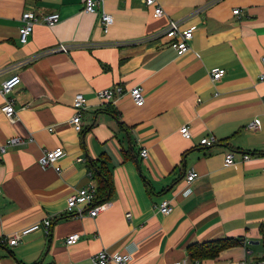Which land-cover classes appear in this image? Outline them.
I'll return each instance as SVG.
<instances>
[{
  "label": "crops",
  "instance_id": "crops-1",
  "mask_svg": "<svg viewBox=\"0 0 264 264\" xmlns=\"http://www.w3.org/2000/svg\"><path fill=\"white\" fill-rule=\"evenodd\" d=\"M158 2L166 12L161 17L143 0H104L95 13L85 11V0H0V86L12 74L21 77L8 95L14 122L1 110L0 94V144L22 141L0 154V264H93L101 249L131 255L130 264L261 258L264 0ZM27 9L39 16L56 11L61 19L53 26L38 22L21 43ZM103 10L114 18L108 32L101 26ZM170 20L196 27L183 55L167 37L156 36ZM218 67L225 74L213 81ZM116 85L125 92L112 106L97 97ZM137 85L144 90L142 106L129 93ZM77 93L87 99L81 132L70 122ZM256 118L261 128L248 129ZM183 125L191 138L182 136ZM209 136L217 142L201 144ZM56 147L66 151L56 163L60 171L39 162ZM229 151L236 162L227 166ZM244 153L252 157L243 161ZM101 156L114 187L110 206L95 217H78L67 209V197L90 183L91 164L100 165ZM190 171L197 173L192 182ZM164 200L173 207L169 214L159 211ZM46 218L52 220L49 234L40 229L9 245L17 231ZM76 233L79 240L67 244ZM221 239L235 244L215 258L191 257L190 245Z\"/></svg>",
  "mask_w": 264,
  "mask_h": 264
},
{
  "label": "built area",
  "instance_id": "built-area-1",
  "mask_svg": "<svg viewBox=\"0 0 264 264\" xmlns=\"http://www.w3.org/2000/svg\"><path fill=\"white\" fill-rule=\"evenodd\" d=\"M148 6L153 7V15L155 17H161L166 14L162 5L158 2V0H143ZM104 3V0H85V11L88 13H95L97 8ZM235 14L239 13V9L234 10ZM61 19V15L59 12H51L44 16H39L35 11L31 9H27L22 13L21 17V26L19 28L20 33V42L26 43L33 32L35 24L38 22H45L49 26H53L58 23ZM101 26L105 32L110 30V27L114 23V18L111 14L106 11H102L101 17ZM195 26L183 27L181 21L179 20H170L168 25L161 30L158 35L165 36L171 42V45L176 49L178 55H183L187 53L190 49V41L194 36ZM70 48V45L60 44L58 45V49L67 52ZM263 67H264V57L261 59ZM225 74L224 68H215L211 72V77L213 81L220 80ZM259 79L264 81V70L260 74ZM21 83V77L18 74L10 75L0 86V94L3 96L5 100V104L2 107V111L5 116L10 121H15L16 116V108L15 102L8 95ZM125 88L122 85H116L114 87H109L105 89L98 90L96 95L97 97L108 103L115 104L117 98L124 94ZM129 93L135 102L136 105L142 106L145 103V95L142 86H134L129 89ZM73 107L75 109V113L71 117V124H73L74 129L77 132L83 131V112L87 108V99L83 93H77L74 97ZM248 129L258 130L261 128V122L259 119H254L247 126ZM182 136L186 139L191 138L192 134L190 131V127L188 125H183L180 129ZM22 141L18 137H13L8 139L6 144H0V154L6 153L8 146H16L20 144ZM217 142V139L214 136L204 137L201 139V144L203 145H212ZM66 151L63 147H56L52 150H46L42 154L39 159L40 164L43 167L55 166L57 171H60V166L56 165L57 161L65 156ZM143 158L149 157V151L147 148H142L140 152ZM251 154L244 153L242 155V160L246 161L251 158ZM79 161H83V158H78ZM236 162V152L229 151L225 156V165L230 166ZM197 176L195 171H190L187 175V181L192 182ZM91 181L88 185L75 189L71 195L67 197V209L69 211L75 212V215L78 217H82L85 214H89L92 217L97 216L100 212L105 211L109 208L110 203L102 202L95 204L97 197V184L93 179V173L90 171ZM173 210L172 205L169 200H164L159 205V211L163 214H169ZM127 217H131V212L126 214ZM52 220L50 218H46L41 222L32 224L28 227L17 231L9 240L8 243L11 246L18 245L20 241L28 234L38 231L40 229H44L47 234L51 232ZM80 238V234H71L67 237V244H74ZM131 255L126 253H111L107 249H101L98 252L92 255L91 261L93 264H130ZM233 264H264V244H263V253L259 260L253 262L248 260H240L236 261Z\"/></svg>",
  "mask_w": 264,
  "mask_h": 264
},
{
  "label": "trees",
  "instance_id": "trees-1",
  "mask_svg": "<svg viewBox=\"0 0 264 264\" xmlns=\"http://www.w3.org/2000/svg\"><path fill=\"white\" fill-rule=\"evenodd\" d=\"M111 111H113V113L117 116L116 111ZM99 161L100 165H97L96 163L91 164L93 179L97 184V197L95 204L109 201L113 195L114 190L106 157L101 156L99 158ZM232 244H235V242L231 239H221L203 243L196 242L190 245L188 247V250L192 258L202 260L215 258L223 248Z\"/></svg>",
  "mask_w": 264,
  "mask_h": 264
}]
</instances>
